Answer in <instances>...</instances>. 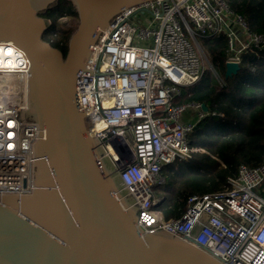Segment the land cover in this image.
Segmentation results:
<instances>
[{
    "label": "built area",
    "instance_id": "built-area-1",
    "mask_svg": "<svg viewBox=\"0 0 264 264\" xmlns=\"http://www.w3.org/2000/svg\"><path fill=\"white\" fill-rule=\"evenodd\" d=\"M116 18L93 47L85 69L93 77L80 76L77 97L90 135L138 204L139 227L166 231L220 264H264V198L258 194L264 163L240 166L221 191L191 196L179 219L164 218L165 200L157 195L166 183L164 168L192 157L189 135L209 115L200 103L177 104L182 88L208 72L227 86L198 38L225 37L226 65L241 67L245 54L264 50V34L251 31L225 0L147 1ZM4 70H18L28 89L27 58L22 68ZM188 109L194 120L183 122ZM27 110V95L16 102L0 97V195L35 190L40 126L23 122Z\"/></svg>",
    "mask_w": 264,
    "mask_h": 264
},
{
    "label": "water",
    "instance_id": "water-1",
    "mask_svg": "<svg viewBox=\"0 0 264 264\" xmlns=\"http://www.w3.org/2000/svg\"><path fill=\"white\" fill-rule=\"evenodd\" d=\"M59 0H0V43L30 63L24 123L40 126L35 190L0 195V264H220L166 232L145 233L137 202L88 131L77 80L95 44L125 10L154 0H70L78 25L64 53L44 40ZM237 64L226 65L225 78ZM203 110L208 108L203 105Z\"/></svg>",
    "mask_w": 264,
    "mask_h": 264
},
{
    "label": "trees",
    "instance_id": "trees-1",
    "mask_svg": "<svg viewBox=\"0 0 264 264\" xmlns=\"http://www.w3.org/2000/svg\"><path fill=\"white\" fill-rule=\"evenodd\" d=\"M225 2L251 31L264 34V0ZM42 17L49 22L44 40L66 56L74 30L58 26L64 18L78 20L76 7L70 0H59ZM198 42L219 76L226 79V38L200 37ZM240 68L236 76L226 79V87L208 72L196 85L182 88L176 100L177 104L205 105L209 115L189 135L192 157L163 170L166 183L157 195L165 200L160 208L167 220L181 218L191 196L221 191L228 179L237 177L240 166L264 163V50L245 54Z\"/></svg>",
    "mask_w": 264,
    "mask_h": 264
},
{
    "label": "bare ground",
    "instance_id": "bare-ground-1",
    "mask_svg": "<svg viewBox=\"0 0 264 264\" xmlns=\"http://www.w3.org/2000/svg\"><path fill=\"white\" fill-rule=\"evenodd\" d=\"M25 61L26 58L22 51L14 47V45L0 43V97L14 100V102L18 101L19 86L21 84L25 86L24 90L27 92L26 95H28L26 81L18 73V70H4L11 68L20 69Z\"/></svg>",
    "mask_w": 264,
    "mask_h": 264
},
{
    "label": "rangeland",
    "instance_id": "rangeland-1",
    "mask_svg": "<svg viewBox=\"0 0 264 264\" xmlns=\"http://www.w3.org/2000/svg\"><path fill=\"white\" fill-rule=\"evenodd\" d=\"M77 25H78V22L76 19L64 18L61 20L60 25L58 26V29H66V30L73 29L74 30L77 27ZM24 87L25 86H22V84L19 86V97H18L19 99H22V98H24V96H26L27 92L24 90ZM20 90H22L23 92ZM189 110H191V109H188L187 111H189ZM160 210H161V208H160ZM161 212H162V210H161Z\"/></svg>",
    "mask_w": 264,
    "mask_h": 264
},
{
    "label": "crops",
    "instance_id": "crops-1",
    "mask_svg": "<svg viewBox=\"0 0 264 264\" xmlns=\"http://www.w3.org/2000/svg\"><path fill=\"white\" fill-rule=\"evenodd\" d=\"M193 116H194L193 111L189 110V111H187V112L183 115V117H182V121H183V122L193 121V120H194V119L192 118ZM258 194H259L262 198H264V186H262V187L259 189Z\"/></svg>",
    "mask_w": 264,
    "mask_h": 264
}]
</instances>
